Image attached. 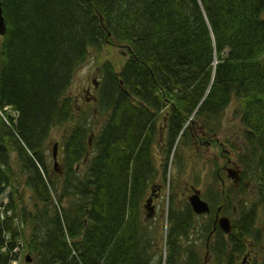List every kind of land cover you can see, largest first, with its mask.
<instances>
[{"label": "trees", "instance_id": "obj_1", "mask_svg": "<svg viewBox=\"0 0 264 264\" xmlns=\"http://www.w3.org/2000/svg\"><path fill=\"white\" fill-rule=\"evenodd\" d=\"M0 2V193L18 175L34 203L26 213L15 197L22 190L8 195L0 264L10 263L20 238L37 264H161L164 220H143L148 187L166 181L178 135L190 140L188 119L214 132L232 103L244 140L243 180L264 209V0ZM105 47L129 55L119 70L100 62L94 113L106 120L93 134L97 125L77 111L54 171L51 132L77 118L67 90L90 53ZM255 212L243 218L238 240L230 236L232 253L218 238L226 264H235L246 238L259 245ZM192 214L188 205L169 213L168 264L184 255L200 264L197 252L181 248Z\"/></svg>", "mask_w": 264, "mask_h": 264}, {"label": "rangeland", "instance_id": "obj_2", "mask_svg": "<svg viewBox=\"0 0 264 264\" xmlns=\"http://www.w3.org/2000/svg\"><path fill=\"white\" fill-rule=\"evenodd\" d=\"M128 58V54L124 53L123 50L116 47H105L103 50H101V53L98 55L95 52H91L90 56L87 60V62L76 72V75L74 77V80L67 90L66 95L73 99L74 101V108L76 117L78 116V112H80V116H82L81 120L82 122H85L86 125H90L89 127H93L94 125H97L96 128L93 130V134H96L97 129L99 126H102L104 124V121L106 120L105 117L97 115V113H94L96 110V92L98 88V83L101 79L99 74V68H100V62L107 60L114 63L115 67L119 70V67L123 65L125 60ZM215 65L213 66L214 69ZM236 108V103H232L224 112L223 122L221 125L220 131L214 135H207L204 136L205 140L199 141V134L198 129H193L192 131L195 133L197 137H195V140L193 142L189 141H183L182 139L179 141V145H177V150L175 149L173 151L172 157H171V163H168V175L166 182H164L162 186V190L160 191L159 195L153 196V194H156L157 190L153 192V201L151 203V206L153 207V217L152 220L155 218L157 221H160V217L162 215V212H168L173 209L172 203H174L175 211H179L186 208V200L187 196L190 192V187L195 186L196 188L200 189L202 191V197L205 200H209L214 209L216 210L219 206H221V203H217L220 200L219 197L221 196L220 191V185L218 184L217 180V174L215 167V162H219L217 160V152L219 150L218 147L213 143V147L206 146V142L212 141V139H217L218 141H221L225 145V149L227 150H233L234 152H238L240 149V143L237 141H232L231 138L234 137L237 133H239V121L237 118L234 117V110ZM77 120L80 121V118L77 117L75 120H73L71 123L64 125L60 128H56L51 132L50 137V147H49V162L50 166L54 171L60 170V166L62 163V157H61V143L63 139L65 138V135L68 133L70 128L77 123ZM189 126H193L191 122L189 123ZM67 131V132H66ZM226 142H231V144H227ZM92 142V139L91 141ZM54 144H57V161L59 164V168L54 167V159H53V146ZM192 157H196V159H192ZM11 158L14 159V154H11ZM224 161V160H223ZM62 173V172H60ZM161 174V170L159 169V176ZM17 175L14 179V183H12V186L9 188L7 187L3 193H0V208L8 205L9 199L8 195L18 188L19 191L22 190V192L18 195V190L15 193V197L20 199L18 201V205L20 207L17 208L19 210H23V212H33L34 203L32 201L31 197V191L26 190L22 187L21 180L18 178ZM152 185H161L160 180H156L153 183H151L148 187V193L145 197V201L143 202V217H145L148 214V210L145 208L146 205V199L150 197V187ZM60 188V186H59ZM232 188V187H231ZM156 189V188H155ZM209 189L212 190L209 191ZM233 192V189L231 190ZM246 193L247 196V192ZM249 194V193H248ZM251 196L248 197V202L245 204V196H242V199H234L233 197L231 199V203L233 205L229 206V209L233 211V208H235L236 213L239 214V216H235L237 222L241 220V215L245 210H249L252 208V205H254V208L256 210L255 212V221L257 228L260 229V231H264V209L259 206V202L256 201V196L253 195V192H250ZM15 200V199H14ZM17 201V200H16ZM70 199H67L65 201L64 207H67L69 205ZM68 203V204H67ZM171 204V208H169V205ZM183 212V211H182ZM181 212V213H182ZM17 213V212H16ZM15 214V212H14ZM228 215L231 217V214L229 210L223 211V215ZM234 214V215H235ZM150 219V218H149ZM211 218L209 216H200L199 218H194V223L192 225V228L190 230V236L189 238H184L182 240V247H184V250H188L190 248H193L197 251L199 255V259L202 260L201 264L206 260V235L203 233V226L207 223V220ZM236 222V223H237ZM165 226L166 221L164 220ZM29 229V228H28ZM165 229V227H164ZM207 235L209 234L206 232ZM163 237V243H164V232H162ZM8 239V236L6 237ZM250 239V238H249ZM21 241V238L19 239V242ZM164 246V244H161ZM211 245V244H210ZM24 253H21V258L18 261L19 263L16 264H37L36 258L30 250H28L26 247H24ZM159 254L158 250H156ZM161 254V264H168L167 260V254L168 251H166L163 247V249L160 250ZM218 252V251H217ZM219 253V252H218ZM215 254V253H214ZM220 254V253H219ZM164 256V257H163ZM216 255L211 256L209 253L207 255V264L212 263L216 260ZM187 258L188 260L189 256L184 255L183 259L180 260L179 264H187L186 260L184 258ZM158 261V258L155 259V262ZM258 261L260 264H264V259L259 258ZM241 261H239L240 264Z\"/></svg>", "mask_w": 264, "mask_h": 264}, {"label": "flooded vegetation", "instance_id": "obj_3", "mask_svg": "<svg viewBox=\"0 0 264 264\" xmlns=\"http://www.w3.org/2000/svg\"><path fill=\"white\" fill-rule=\"evenodd\" d=\"M207 135L209 134L206 132L204 134H201V136L198 137L199 141L205 140L204 136H207ZM231 139L233 141V138ZM231 142L228 143L225 141V143L227 144H231ZM213 143L216 145V147L219 148V150L215 153L217 154L216 159L219 160L220 163L215 162V165H217L216 174H217L218 184L221 187L220 188L221 196L219 198L222 199V201L221 200L219 202L217 201V203H221L222 205L219 206L214 211L212 203L209 200H207L208 204L212 206L211 207L212 211L208 216L212 220L211 222H212V226H214V229L219 227L218 222H217L218 217L220 218L224 216L228 217L231 223L230 233L231 235L235 234V236L232 238V241H234V240L239 239L238 236L241 231L238 230L239 225L237 224L238 222L235 218V216H239V214H235L236 213L235 208H233V211L229 209V206L233 205L231 203L230 198L233 197L234 199H237V198L240 199L239 194L244 186V183H243V179L241 178V176L237 175V172H236L238 168L236 153L233 150L225 149L224 148L225 145L221 141H218L217 139H212V141L206 142V146L213 147ZM232 189H234L233 192H231ZM209 191L212 192L211 189H209ZM225 210H229L231 217L226 214L223 215V211ZM245 244H246V247L250 246L251 249L239 257L236 254H233V259L235 263L237 261L238 262L241 261L240 262L241 264H260L258 259L260 257L264 259V246H261L260 248L258 247L254 248V245H256V242L254 243L252 241L250 242L246 241ZM232 248L233 246L229 245V250ZM219 259L223 260V255H221V258Z\"/></svg>", "mask_w": 264, "mask_h": 264}, {"label": "water", "instance_id": "obj_4", "mask_svg": "<svg viewBox=\"0 0 264 264\" xmlns=\"http://www.w3.org/2000/svg\"><path fill=\"white\" fill-rule=\"evenodd\" d=\"M5 32H6V23H5V19L3 17V14H2V6H1V2H0V37H2L5 34ZM53 159L55 160L54 161V167L57 169V167H58L57 144H54V146H53ZM150 202H151L150 200L147 201V203H150ZM190 202H191V205H192L194 211H196L199 214H202L204 212L209 211L208 205L200 199L199 192H195V194L190 197ZM220 225L226 232H228L230 230L229 221L226 218L220 219Z\"/></svg>", "mask_w": 264, "mask_h": 264}, {"label": "bare ground", "instance_id": "obj_5", "mask_svg": "<svg viewBox=\"0 0 264 264\" xmlns=\"http://www.w3.org/2000/svg\"><path fill=\"white\" fill-rule=\"evenodd\" d=\"M177 145H179V143L177 142L174 146H177Z\"/></svg>", "mask_w": 264, "mask_h": 264}]
</instances>
